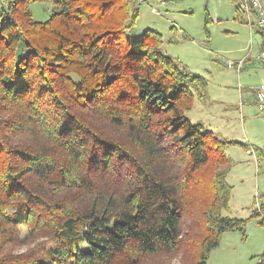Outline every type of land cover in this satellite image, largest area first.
<instances>
[{"label": "trees", "instance_id": "16d2710c", "mask_svg": "<svg viewBox=\"0 0 264 264\" xmlns=\"http://www.w3.org/2000/svg\"><path fill=\"white\" fill-rule=\"evenodd\" d=\"M139 8L0 0V264H207L224 233L264 226V197L227 216L226 151L247 144L187 116L209 81L161 33L130 39Z\"/></svg>", "mask_w": 264, "mask_h": 264}, {"label": "rangeland", "instance_id": "374dc122", "mask_svg": "<svg viewBox=\"0 0 264 264\" xmlns=\"http://www.w3.org/2000/svg\"><path fill=\"white\" fill-rule=\"evenodd\" d=\"M163 4H139L136 25L127 35L133 40L140 38L146 30L161 33L165 54L208 79L209 99L206 101L208 112L214 116V128L237 143L249 145L248 150L256 149V161L241 145L227 149L234 162L227 176L233 191L227 216L248 218L254 200L258 202L264 197V112L259 114L252 100L245 109L239 96L243 92L250 97V89L244 88L258 82L256 73L259 72L251 69L257 68L258 63L246 62L247 71L240 72L227 69L225 64L245 60L248 54L249 61L255 59L252 53L253 30L257 28L255 17H251L253 25H250L247 14L236 12L235 7L239 4L236 0H170ZM51 7L52 4L47 2L32 4L33 20H47ZM225 101L232 102L233 106L222 105ZM194 104L197 109L191 117L196 121L199 107L206 108L200 101ZM245 229V237L232 231L224 233L218 247L209 253L207 264H257L258 255L264 251V226L258 219H252Z\"/></svg>", "mask_w": 264, "mask_h": 264}, {"label": "crops", "instance_id": "0c3cea01", "mask_svg": "<svg viewBox=\"0 0 264 264\" xmlns=\"http://www.w3.org/2000/svg\"><path fill=\"white\" fill-rule=\"evenodd\" d=\"M162 5H164V4H162ZM252 25V24H251ZM253 28H251V30H252ZM253 34L255 35V37H254V40H253V47H252V53H254V58L255 59H252L253 61H249V58H250V55L248 54V57H246V59H245V63L247 62V64L249 63V64H256L257 65V63H258V61H257V59H256V57H257V54H258V50L260 49V44H261V42H262V38H261V34L259 33V31H258V28H256V31H254L253 30ZM256 51V52H255ZM256 62V63H255ZM244 63V64H245ZM227 69H228V67H227ZM243 69H245L246 70V67H245V65L243 66V68L241 69V71L243 70ZM251 69H254L253 71H257V72H259V73H256V75H258L259 76V80H258V82L257 83H254V84H249L248 86L249 87H245L244 89H250V91H251V94H250V97L248 98V96H245V94L242 92L241 94H240V96H239V100H240V104H242L243 105V107L245 108V109H247V107L250 105V100H252V102L254 103V88L255 87H257V86H259L260 84H262V82H264V74H263V72H262V67H261V65H260V63H258V65H257V68L256 67H252ZM250 69V70H251ZM229 70H231V69H229ZM247 71V70H246ZM238 74V73H237ZM207 99H209V94H208V96H207ZM206 99V100H207ZM206 100H203V101H200L201 102V104H204V105H202L203 107H205L206 109H200V107H199V109L197 110L198 112L197 113H199V115L197 116V118L198 119H196V121H193V119H192V117H191V115H195V111H196V109L197 108H195V106H194V108L190 111V112H188V117H190V119L194 122V123H202L203 125H204V127L205 128H207V129H209V130H212V131H214L221 139H224V140H231V141H235V140H232L231 138H229V137H225L224 135H223V133H222V131H219V129H215L214 128V121L212 122V120L214 119V116H213V113H210V112H208V106H209V103H207V101ZM196 103V102H195ZM222 105H232V102H223L222 103ZM233 106V105H232ZM241 110V109H240ZM259 113V112H258ZM259 114H263V113H259ZM241 122H242V119H241ZM235 142H237V141H235ZM248 146L249 145H247V150H246V152H247V154L249 155V156H251L250 154H249V150L250 149H252V148H250L249 150H248ZM234 146H232V148H233ZM254 151L256 152V149H254ZM259 152H261V151H259ZM226 153H228L227 151H226ZM253 156V155H252ZM257 157H258V155H257ZM254 159H255V161L257 160V158L254 156Z\"/></svg>", "mask_w": 264, "mask_h": 264}, {"label": "built area", "instance_id": "2783aa9c", "mask_svg": "<svg viewBox=\"0 0 264 264\" xmlns=\"http://www.w3.org/2000/svg\"><path fill=\"white\" fill-rule=\"evenodd\" d=\"M137 4H143V0H136ZM238 10L247 14V22L251 25V15H254L256 18V25L258 27V31L261 34L262 42L260 45V49L257 54V61L260 63L262 67V72L264 74V0H239ZM251 10H253L254 14H251ZM228 68L230 69H239L242 65L241 62H238L236 65L232 63H228ZM255 101L257 104V111L259 113L264 112V82L260 84L256 88L255 92ZM249 154H254V150H249Z\"/></svg>", "mask_w": 264, "mask_h": 264}]
</instances>
